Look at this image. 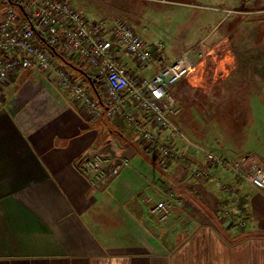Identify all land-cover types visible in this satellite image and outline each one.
Instances as JSON below:
<instances>
[{"label": "crops", "instance_id": "crops-1", "mask_svg": "<svg viewBox=\"0 0 264 264\" xmlns=\"http://www.w3.org/2000/svg\"><path fill=\"white\" fill-rule=\"evenodd\" d=\"M111 1L72 4L89 21L114 15L129 20L153 50L146 66L118 53L119 63L134 76H151L177 59L202 26L194 7L200 4L193 0L134 1L132 17L139 20L152 15L170 28L190 24L183 34L165 37L160 47L161 31L151 27L148 34ZM258 14L264 15V8ZM253 22L257 51L264 34ZM54 60L100 96L86 65L75 57L54 55ZM231 61L232 55L224 54L213 64L215 70L200 61L169 88L180 109L175 122L191 140L228 160L245 157L264 165V70L245 92L234 80L221 84L227 75L220 72ZM240 106L247 118L235 126ZM134 112L135 122L120 112L93 117L68 90L57 87L53 73L33 69L0 86V264H264V188H254L222 165L210 166L195 149L188 150L189 161L161 158V146L180 151L183 142L152 127L141 109ZM141 130L154 134L151 144L141 141ZM96 152L124 156L129 166L92 182L76 161ZM191 163L207 170V176H189ZM168 191L170 210L160 221L150 210Z\"/></svg>", "mask_w": 264, "mask_h": 264}, {"label": "built area", "instance_id": "built-area-1", "mask_svg": "<svg viewBox=\"0 0 264 264\" xmlns=\"http://www.w3.org/2000/svg\"><path fill=\"white\" fill-rule=\"evenodd\" d=\"M127 53L140 66L151 63L153 50L124 16L89 21L72 0H0V86L14 80L23 69L53 73L59 89L68 90L74 101L93 117L122 113L136 121L134 108L141 109L152 127L167 130L183 142L180 151L167 145L159 148L161 158L189 161L188 150L200 151L210 166L222 165L238 179L256 189L264 188V165L245 157L228 160L191 140L176 124V99L169 88L189 73L186 54L158 68L151 76H134L122 66L117 55ZM54 55L75 57L98 81L100 96H93L84 81L72 75ZM130 106V108H129ZM141 141L154 140L150 130H141ZM78 171L92 182L116 176L129 166L124 156L93 153L76 161ZM189 176L205 177L207 170L191 163ZM171 193L151 207V213L164 220L170 210Z\"/></svg>", "mask_w": 264, "mask_h": 264}, {"label": "rangeland", "instance_id": "rangeland-1", "mask_svg": "<svg viewBox=\"0 0 264 264\" xmlns=\"http://www.w3.org/2000/svg\"><path fill=\"white\" fill-rule=\"evenodd\" d=\"M134 1L136 0H114L111 1L112 3L110 4H112L116 11H124L128 13L130 20L134 23H137L140 26V29L144 30L145 32L148 31V34H151L150 30L153 29L151 27H155L154 29L161 31V35L159 36L162 38V40H159L158 42L160 47L163 45L162 41L166 40L165 37L170 36V38H175L177 35L183 34L187 28L190 27V24L188 23L179 27L175 25L173 28H170L169 25H164L162 23L164 21L159 22V19H153V17H151L152 15H150L149 19L145 17L140 20L136 17H132V15L135 14L132 5ZM193 1L200 4L194 5V7L198 6L196 11L201 13L203 22L201 24L202 26H200V30L194 34V38H196L192 41H189V43L185 45V49H183V53L186 54V62L190 67L189 74L193 73L197 69L200 61H203V63L207 66V69L209 67L215 70V65H213L215 64V61L226 53L231 54L234 62L231 61L229 66H226V69L220 72V75H227V78L221 84L229 85L233 83L231 81L234 80V82H236V88L243 89L245 92L249 91L251 87L254 86L252 79H256L255 77H257L260 68L264 70V63L262 64L263 61L261 62L262 65L259 64L260 58L264 60V41L262 42L263 45L257 51H255L257 48L253 45L256 38V23L253 22L254 20H257L260 28L259 31L264 34V15L258 14L260 9L264 8V0ZM175 7H177L176 4ZM171 12L174 13V10L170 12L168 11V16H166L164 19L165 21L170 18ZM181 14L179 16L183 18L184 13L182 15ZM223 15L224 17L216 26V28L210 31L216 19L222 17ZM248 19L251 21H246ZM134 26L136 28L135 24ZM235 26L236 28H234ZM228 28L234 29L228 30ZM213 31L215 32L213 33ZM208 32L213 33V35L209 36L208 39L202 38ZM199 36L201 37L199 38ZM175 42L179 43V41ZM177 53V55H180L181 51ZM230 88L232 89L234 87L230 86ZM170 92H172V90H170ZM172 94L176 99L177 111L174 115V119L177 121L176 118H178L180 115V109L175 94L173 92ZM241 104L243 106V103ZM242 106H240L238 109V112L240 113L234 116L235 126H242V123L247 118L245 109H243Z\"/></svg>", "mask_w": 264, "mask_h": 264}, {"label": "trees", "instance_id": "trees-1", "mask_svg": "<svg viewBox=\"0 0 264 264\" xmlns=\"http://www.w3.org/2000/svg\"><path fill=\"white\" fill-rule=\"evenodd\" d=\"M65 59V57H63ZM73 66V65H72ZM74 67V66H73ZM93 89L97 88L96 82L89 76Z\"/></svg>", "mask_w": 264, "mask_h": 264}]
</instances>
